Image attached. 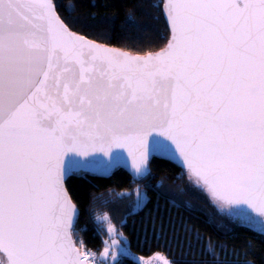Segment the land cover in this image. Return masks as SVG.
I'll list each match as a JSON object with an SVG mask.
<instances>
[{
    "label": "snow or ice",
    "instance_id": "snow-or-ice-1",
    "mask_svg": "<svg viewBox=\"0 0 264 264\" xmlns=\"http://www.w3.org/2000/svg\"><path fill=\"white\" fill-rule=\"evenodd\" d=\"M153 6L168 26L164 45L126 50L77 31L55 0H0L6 264H123L117 253L130 256V241L117 238L109 213L96 217L98 234L107 223L101 250L80 237L70 179L121 167L133 182L150 179L156 158L176 165V179L206 191L223 216L264 234V0ZM127 22L139 29L131 13ZM134 196L128 215L148 203L143 190Z\"/></svg>",
    "mask_w": 264,
    "mask_h": 264
},
{
    "label": "trees",
    "instance_id": "trees-1",
    "mask_svg": "<svg viewBox=\"0 0 264 264\" xmlns=\"http://www.w3.org/2000/svg\"><path fill=\"white\" fill-rule=\"evenodd\" d=\"M61 16L76 22L77 31L97 37L105 35L117 48L159 50L169 35L168 26L155 5L159 0H55ZM75 10L69 14V5ZM135 17L139 29L128 24ZM86 26V27H85ZM152 178L133 182L123 168H116L108 177L94 174L70 179L74 200L79 209L77 231L88 247L101 250L104 231L98 234L96 217L107 212L119 233L130 241L132 255L149 257L160 253L174 264H264V234L240 226L223 216L213 205L206 191L179 180V168L165 160L150 161ZM163 181V188L155 186ZM137 189L147 193L148 203L142 211L128 215ZM132 194V200L119 199ZM112 201L104 207L103 201ZM125 221L123 227L121 222ZM216 245L214 257L208 246ZM225 246L223 253L219 246ZM134 256L118 257L123 264H137ZM140 264V263H139Z\"/></svg>",
    "mask_w": 264,
    "mask_h": 264
},
{
    "label": "rangeland",
    "instance_id": "rangeland-1",
    "mask_svg": "<svg viewBox=\"0 0 264 264\" xmlns=\"http://www.w3.org/2000/svg\"><path fill=\"white\" fill-rule=\"evenodd\" d=\"M215 207H216V205H215ZM106 225H107V223H106ZM117 238H119L118 233H117ZM131 256H134V255H132V253H131ZM118 257H119V254L117 253V258ZM134 257L137 261H139L140 264H145V262H149V264H161V262L157 259L156 254L151 255L149 257H143V256H139V255H136Z\"/></svg>",
    "mask_w": 264,
    "mask_h": 264
},
{
    "label": "water",
    "instance_id": "water-1",
    "mask_svg": "<svg viewBox=\"0 0 264 264\" xmlns=\"http://www.w3.org/2000/svg\"><path fill=\"white\" fill-rule=\"evenodd\" d=\"M125 155H126V153H125ZM121 168H123V167H121ZM131 177H132V175H131V173L128 171V169L127 168H123ZM115 170V169H114ZM113 170V171H114ZM112 171V172H113ZM111 172V173H112ZM111 173L110 174H108V175H101V174H94V173H90V174H94V175H97V176H100V177H108L109 175H111ZM209 197V196H208ZM210 198V197H209ZM211 200V199H210ZM211 202L213 203V205L215 206V204H214V202L211 200Z\"/></svg>",
    "mask_w": 264,
    "mask_h": 264
},
{
    "label": "flooded vegetation",
    "instance_id": "flooded-vegetation-1",
    "mask_svg": "<svg viewBox=\"0 0 264 264\" xmlns=\"http://www.w3.org/2000/svg\"><path fill=\"white\" fill-rule=\"evenodd\" d=\"M0 264H6V259L3 254H0Z\"/></svg>",
    "mask_w": 264,
    "mask_h": 264
}]
</instances>
